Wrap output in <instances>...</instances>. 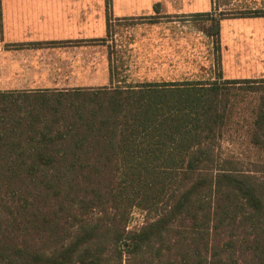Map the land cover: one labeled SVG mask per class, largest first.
<instances>
[{"label": "trees", "instance_id": "16d2710c", "mask_svg": "<svg viewBox=\"0 0 264 264\" xmlns=\"http://www.w3.org/2000/svg\"><path fill=\"white\" fill-rule=\"evenodd\" d=\"M249 91L261 156L264 77L0 89V264H264V162L220 151Z\"/></svg>", "mask_w": 264, "mask_h": 264}, {"label": "crops", "instance_id": "0c3cea01", "mask_svg": "<svg viewBox=\"0 0 264 264\" xmlns=\"http://www.w3.org/2000/svg\"><path fill=\"white\" fill-rule=\"evenodd\" d=\"M254 10H264V0H0V89L96 88L121 79L138 83L126 61L134 52L131 40L123 55L120 49L121 38L131 37L136 26H163L212 45V36L191 23L199 18L195 14L208 15L202 21L208 29L212 18L220 27L236 21L229 24L236 35L243 20L264 18L247 13ZM219 35L218 26V55ZM118 61L122 64L115 68ZM216 73L224 78L220 69ZM216 73L165 81L212 79Z\"/></svg>", "mask_w": 264, "mask_h": 264}, {"label": "rangeland", "instance_id": "374dc122", "mask_svg": "<svg viewBox=\"0 0 264 264\" xmlns=\"http://www.w3.org/2000/svg\"><path fill=\"white\" fill-rule=\"evenodd\" d=\"M195 19L191 21L194 28H200L205 23L201 22L200 18ZM252 19L254 22L243 20L245 23L241 25V33L236 35L231 33L233 28L229 27V24L232 26V22L236 21L229 19L223 22L221 27L218 24L221 33V37L219 35L220 60L214 50V43L209 45L207 39L201 40L187 34L181 36L174 34L173 30L151 24L136 26L131 37H122L120 49L123 55V50L125 51L130 44L128 39L131 40L130 45L133 46L134 52L130 59L126 58V61L129 63L131 78L141 82H165L169 78L182 76H207L210 71L216 73L219 69L223 77L227 79L264 77V18ZM211 23L212 21L209 22L210 25ZM120 30L123 31V27ZM121 64L122 61H118L114 67L117 68ZM141 82H125L121 79L119 83L102 86L128 87ZM253 97L254 94L249 91L242 96V99L240 98L241 100L238 99L235 106L237 113L233 115L234 122L231 121L229 129L222 136L220 145L222 153L240 158L238 168L242 169H251L248 161L259 159L264 162V153L260 156L249 145L245 133V121L241 117L248 115L247 107L249 103H252L250 101H253ZM144 220V212L134 207L129 213L126 228H136Z\"/></svg>", "mask_w": 264, "mask_h": 264}]
</instances>
